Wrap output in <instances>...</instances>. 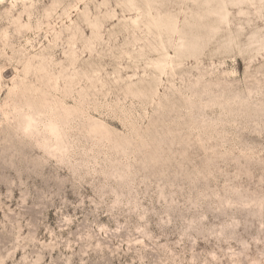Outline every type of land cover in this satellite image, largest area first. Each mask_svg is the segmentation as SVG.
Returning <instances> with one entry per match:
<instances>
[{
  "label": "rangeland",
  "instance_id": "374dc122",
  "mask_svg": "<svg viewBox=\"0 0 264 264\" xmlns=\"http://www.w3.org/2000/svg\"><path fill=\"white\" fill-rule=\"evenodd\" d=\"M0 264H264V0H0Z\"/></svg>",
  "mask_w": 264,
  "mask_h": 264
}]
</instances>
